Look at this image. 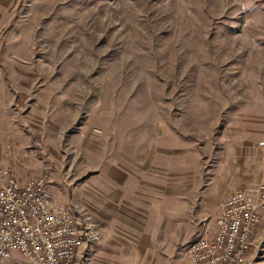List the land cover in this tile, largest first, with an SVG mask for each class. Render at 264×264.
Instances as JSON below:
<instances>
[{
    "label": "rangeland",
    "instance_id": "rangeland-1",
    "mask_svg": "<svg viewBox=\"0 0 264 264\" xmlns=\"http://www.w3.org/2000/svg\"><path fill=\"white\" fill-rule=\"evenodd\" d=\"M0 6V50L31 49L34 68L19 74L34 83L25 103L0 120L1 178L42 175L57 201L75 202L77 186L92 175V148L108 131L144 118L145 130L168 120L207 132L210 118L217 139L237 116L245 124L264 117V0H2ZM254 239L245 264H264V214ZM90 252L76 264H92ZM0 264L33 263L14 252Z\"/></svg>",
    "mask_w": 264,
    "mask_h": 264
},
{
    "label": "crops",
    "instance_id": "crops-1",
    "mask_svg": "<svg viewBox=\"0 0 264 264\" xmlns=\"http://www.w3.org/2000/svg\"><path fill=\"white\" fill-rule=\"evenodd\" d=\"M2 17L0 12V25ZM0 56L7 67L5 72L0 64L4 121L15 105L25 103L26 90L34 84L19 74L34 68L31 49H3ZM143 120L106 132L101 147L92 148V175L77 186L75 202L60 199L91 216L96 234L89 247L92 264H189L190 243L211 233L225 198L264 184L263 116L246 124L237 116L217 139L210 118L207 132L194 124L182 129L168 120L145 130ZM3 132L0 129V168ZM7 179L0 177L2 182Z\"/></svg>",
    "mask_w": 264,
    "mask_h": 264
},
{
    "label": "built area",
    "instance_id": "built-area-1",
    "mask_svg": "<svg viewBox=\"0 0 264 264\" xmlns=\"http://www.w3.org/2000/svg\"><path fill=\"white\" fill-rule=\"evenodd\" d=\"M54 191L42 175L0 182V257L18 252L33 264H76L84 256L96 238L91 216L56 201ZM263 207L264 184L229 194L211 233L190 243L189 264L244 263Z\"/></svg>",
    "mask_w": 264,
    "mask_h": 264
}]
</instances>
